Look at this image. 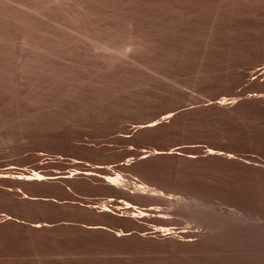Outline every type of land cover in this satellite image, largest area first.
<instances>
[{
	"label": "rangeland",
	"instance_id": "rangeland-1",
	"mask_svg": "<svg viewBox=\"0 0 264 264\" xmlns=\"http://www.w3.org/2000/svg\"><path fill=\"white\" fill-rule=\"evenodd\" d=\"M179 6L117 63L0 90V264H264V0Z\"/></svg>",
	"mask_w": 264,
	"mask_h": 264
},
{
	"label": "bare ground",
	"instance_id": "bare-ground-1",
	"mask_svg": "<svg viewBox=\"0 0 264 264\" xmlns=\"http://www.w3.org/2000/svg\"><path fill=\"white\" fill-rule=\"evenodd\" d=\"M179 1L197 5L202 0H0V90L12 91L15 88L37 90L44 83L60 78L63 74H73L72 65L76 64V71L80 65L88 63L86 60H90L96 54H106L105 59L109 62L119 61L118 58L122 55L118 54L124 49L121 48L122 40L126 50L130 47L128 53L137 48H147L149 42L146 34L151 33V36L161 30L170 20L176 7H180ZM123 55L127 57V51ZM63 60L67 61V67L69 66L65 71L60 70L65 66ZM101 61L104 63L103 59ZM175 150L183 151V149ZM143 154H138L137 158L146 159ZM205 154L234 158L211 149H206ZM188 159L195 157L189 154ZM249 161L244 163L249 164ZM256 163L253 162L254 166L259 168ZM124 212L123 210L122 213ZM229 218L225 219L229 220ZM30 222L28 225L31 224ZM45 223L40 221L39 226H34V223L32 227L25 228L31 236L36 235L38 231L44 234L54 229L52 228L54 226L50 227ZM141 225L145 226L144 222Z\"/></svg>",
	"mask_w": 264,
	"mask_h": 264
},
{
	"label": "water",
	"instance_id": "water-1",
	"mask_svg": "<svg viewBox=\"0 0 264 264\" xmlns=\"http://www.w3.org/2000/svg\"><path fill=\"white\" fill-rule=\"evenodd\" d=\"M179 111H180L179 109H174V110H172L170 116L175 115V114L178 113Z\"/></svg>",
	"mask_w": 264,
	"mask_h": 264
},
{
	"label": "trees",
	"instance_id": "trees-1",
	"mask_svg": "<svg viewBox=\"0 0 264 264\" xmlns=\"http://www.w3.org/2000/svg\"><path fill=\"white\" fill-rule=\"evenodd\" d=\"M217 156L216 154H209V155H206V156ZM173 156V155H172ZM225 158H227V157H225ZM187 160L186 161H188V162H190V161H193L194 159H188V158H186ZM229 159V158H228ZM230 160V159H229Z\"/></svg>",
	"mask_w": 264,
	"mask_h": 264
},
{
	"label": "built area",
	"instance_id": "built-area-1",
	"mask_svg": "<svg viewBox=\"0 0 264 264\" xmlns=\"http://www.w3.org/2000/svg\"><path fill=\"white\" fill-rule=\"evenodd\" d=\"M132 182H134V183H138V180L135 178V177H132Z\"/></svg>",
	"mask_w": 264,
	"mask_h": 264
}]
</instances>
